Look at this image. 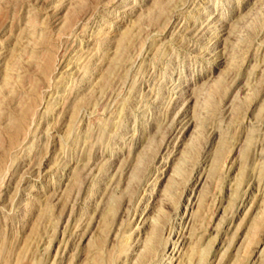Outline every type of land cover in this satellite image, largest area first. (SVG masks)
<instances>
[{"label": "rangeland", "instance_id": "rangeland-1", "mask_svg": "<svg viewBox=\"0 0 264 264\" xmlns=\"http://www.w3.org/2000/svg\"><path fill=\"white\" fill-rule=\"evenodd\" d=\"M0 264H264V0H0Z\"/></svg>", "mask_w": 264, "mask_h": 264}]
</instances>
